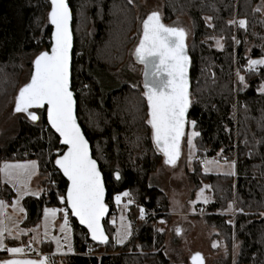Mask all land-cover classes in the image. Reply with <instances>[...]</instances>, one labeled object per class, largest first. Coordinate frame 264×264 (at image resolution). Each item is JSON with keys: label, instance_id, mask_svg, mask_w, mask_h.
<instances>
[{"label": "trees", "instance_id": "1", "mask_svg": "<svg viewBox=\"0 0 264 264\" xmlns=\"http://www.w3.org/2000/svg\"><path fill=\"white\" fill-rule=\"evenodd\" d=\"M139 1L69 0L75 37L72 86L79 123L104 175L110 215L115 211L113 195L125 190L134 206L143 205L150 215L141 227L133 226V235L125 245L112 240L114 227L107 219L110 241L101 246L92 243L87 232L69 217L75 253L55 256L51 264H174L165 253L166 230L156 231L161 219L169 224L170 205L164 192L149 187V178L163 156L153 146L145 123L147 102L142 83L136 88L113 83L138 39ZM261 3L264 5V0H163L164 23L187 17L192 25L187 45L196 102L189 120L197 121L196 130L201 133L195 138L197 156H224L236 162L235 176L205 173L196 161L192 169L187 167L193 192L203 182L210 185L213 201L205 208L210 215L203 219L223 242L218 264H264V94L257 91L264 82V68L246 70L248 58L264 55V14L256 11ZM49 10L50 0H0V121L13 107L26 70H32L34 56L50 48ZM205 17H212L209 23L214 27H208ZM240 19L247 21L246 30L228 24ZM212 37H223V50ZM237 71L246 78L248 86L243 90H239ZM39 112L41 121L20 119L17 131L0 139V166L10 160L40 162L39 189L47 194L42 193L39 199L25 198L24 227L28 230L39 225L44 207H63L56 193L66 191L67 185L62 173L53 172L50 161L55 148L49 151L46 116L43 110ZM188 129L186 126V132ZM55 147L63 146L56 143ZM220 149H224L223 155H218ZM117 169L120 181L113 176ZM49 173L56 186L49 183ZM14 195L0 177V199L11 202ZM229 202L243 209L236 211L231 224L221 215ZM41 249L52 252V244L44 241Z\"/></svg>", "mask_w": 264, "mask_h": 264}, {"label": "snow or ice", "instance_id": "2", "mask_svg": "<svg viewBox=\"0 0 264 264\" xmlns=\"http://www.w3.org/2000/svg\"><path fill=\"white\" fill-rule=\"evenodd\" d=\"M131 4L132 0H128ZM257 8L256 11H261ZM47 20L52 26L50 36V48L42 50L36 54L31 61L32 70L30 80L21 86L15 96L14 113L23 114L24 117L36 123L41 121V113L46 116L47 131L50 134L49 143L51 148H55V156L52 157L53 172L62 173L66 177V191H57L56 196L61 208L44 207V236H48L52 222L56 219L57 213H63L62 223L59 231L62 236H52L51 239L57 244L58 249L62 248L61 239L67 244V251L72 252V245L69 234L72 229L69 225V217L75 218L79 225L83 226L90 234L91 240L99 244H108L109 235L105 231V217L109 212V205L106 202V183L98 161L90 155L89 141L76 116L77 101L75 90L72 86L73 79V33L71 29L72 11L68 0H50V10ZM212 17H205L208 27H214L211 23ZM229 25L245 29L247 21L245 19L229 20ZM188 32L179 26H168L162 22L157 11H152L142 21V36L132 55L137 63L143 65V96L147 101V112L145 123L150 128L151 142L156 151L164 157L166 165L175 166L181 156L182 142H186L188 148L187 163L191 166L197 158L198 148L194 138L201 136L196 130L197 121L189 120L188 114L195 101V92L191 91L190 82V56L187 51ZM211 39L216 40L217 46L223 50L220 40L223 37ZM235 43H240L232 37ZM258 68H264V55L260 58H248L246 70L256 72ZM239 90L248 86L246 78L239 71L236 73ZM84 87H88L84 85ZM133 88L138 85H132ZM264 94V82L257 89ZM186 126L191 127L190 132H186ZM51 137H55L53 142ZM43 138V137H42ZM58 143L63 147H55ZM224 149H220L218 155H223ZM48 162V161H45ZM205 165H219V161H203ZM224 164L229 166V171L225 175H236L234 169L236 162L229 161L224 157ZM40 162L29 160L23 163H5L0 166V177L3 182L11 185V189L16 193L12 202L14 211L25 213L21 206V200L26 196L41 198L42 193L47 192L41 188L33 190L29 187L31 178L37 174ZM205 172L208 168L205 167ZM49 183L56 186V181ZM114 179H122L120 171L114 170ZM151 187V185H149ZM209 185H205L197 193V200H201L203 192ZM122 197H128V204L134 203L129 191L117 192L113 195L115 204L119 205ZM209 202L207 197H203V203ZM190 203H195L194 201ZM5 200L0 199V250L6 251L10 256L15 257L32 251L31 242L27 246H7L5 245V233L7 238L18 239L21 235L27 234L26 229L18 228L17 221L13 217L6 215L7 207ZM229 211L233 210L232 202L228 203ZM203 211V209H201ZM243 212V209H235ZM148 210L143 205H138V219L146 221L149 216ZM155 215V213H151ZM264 216V213H261ZM120 228L112 240L116 244H124L132 236V221L125 216L120 217ZM115 221L113 220V223ZM160 223L165 221L161 219ZM228 223H232L231 220ZM11 225V227L9 226ZM13 228H16V235L13 236ZM156 231L162 232L163 229ZM179 229L177 233L179 234ZM33 235L32 241L37 239ZM217 245L213 243L215 248ZM234 250L236 245L233 246ZM91 251V249H90ZM0 264H47V259H19L8 258L0 260ZM192 264H202L199 253L192 256Z\"/></svg>", "mask_w": 264, "mask_h": 264}, {"label": "rangeland", "instance_id": "3", "mask_svg": "<svg viewBox=\"0 0 264 264\" xmlns=\"http://www.w3.org/2000/svg\"><path fill=\"white\" fill-rule=\"evenodd\" d=\"M261 8L262 13L264 14V5L261 3L258 5ZM257 7V8H258ZM163 10V0H140L136 4V13L139 21L138 25V39L136 44L132 47L130 54L128 56L126 64L117 72L115 73L113 83L114 84H122L127 83L130 85H139L142 83V67L138 65L133 58V51L138 44L141 32H142V21L143 19L147 18V15L150 14L152 11H157L162 14ZM169 26H179L183 27L187 30V41L192 37V25L191 21L187 17H178L175 21L170 23ZM30 69L26 70V75L24 81L22 82L23 86L26 82L30 80ZM14 105L11 110L4 116V118L0 121V139L5 138L7 136L13 135L17 131L18 122L20 119H26L23 114L14 113L13 111ZM40 111V110H38ZM27 120V119H26ZM192 129L189 126L187 132H190ZM195 142V138H194ZM187 155H188V148L186 142H182L181 145V156L177 160L175 166L166 165L162 162L158 166L155 173H153L149 178V185L151 187H155L160 189L162 192L165 193L168 201H169V213H170V222L167 225L165 222L160 223L158 222L157 226L160 229L166 230V249L165 253L169 260L174 264H191L190 259L194 253H200L205 258V264H218L219 258L224 252V245L222 240L215 238V231L211 229L206 221L203 219L207 217L208 214L205 211L206 206L213 201V195L211 193L210 188H206L203 192L201 200H197V193L198 191L203 188L205 185H209V183L203 182L201 188L197 189L193 192L194 187L190 184L187 177V167L188 169L193 168V164L196 161L197 163H201L202 171H204L205 167L208 168V171L205 173L211 174H221L225 175L227 171H229V166L225 164L219 163V165H205L203 161H211L216 160L214 158H204L201 159L197 156L196 159L193 160L191 166L187 163ZM197 155V154H196ZM218 157V156H217ZM216 157V158H217ZM29 160H10V161H3L1 166L5 163L13 164V163H23ZM203 163V164H202ZM236 173V169H234ZM235 176V175H232ZM2 178V177H1ZM3 181V178H2ZM39 178V170L36 175H34L30 182L29 187L33 190H39L40 184ZM10 187L11 185L8 184ZM210 186V185H209ZM123 192V191H122ZM14 197L11 202L6 201L7 207L5 209L6 215L13 217L15 221H17L18 228L26 229L24 227V221L27 216V211L25 213H20L18 211H14L12 208V202L16 197V193L14 192ZM26 196L25 198H27ZM131 197V195H130ZM203 197H207L209 202L207 204L203 203ZM21 200V206L25 208L24 200ZM128 197H122V201L119 205L115 204L114 200V207L115 211L109 216L108 221L114 227V234L120 228V217L123 215L127 219L132 221V235H133V226L141 227L145 221L138 219V207L134 206V203L128 204ZM132 199V197H131ZM194 201L195 203H190ZM233 204V203H232ZM203 209V211H201ZM228 209V207H227ZM225 210L224 213L221 215L227 217L228 221L233 220L236 215V207L233 204V210ZM26 210V208H25ZM63 213H57L56 219L52 222L48 236H44V220L43 216L39 225L30 228L27 231L29 236L19 237L18 239L7 238V233H5V245L12 242L13 240L17 241L16 246L26 245L25 240L27 242H31V246H33L36 252L45 253L44 256L48 261L51 262V259L54 261V256H70L75 253V241H74V229L73 226L69 225L72 229L70 236V241L72 245V252L67 251V244H64V241L61 239V244L63 245L62 248L58 249L57 244L52 241V236H62L63 234L60 233L59 227L62 223ZM113 220L115 221L113 223ZM11 227V225H9ZM177 229H179V234L177 233ZM12 235H16V228H13ZM33 235H37V239L32 241ZM132 237V236H131ZM131 237L125 241L124 244L128 243ZM10 241V242H9ZM50 242L52 244V252L42 251L41 245L43 242ZM114 241V240H113ZM213 243H216V247H213ZM120 245V244H118ZM236 245V244H235ZM12 246V245H8ZM237 250V245L235 247L234 253ZM3 250H0V259L9 258L6 257L9 254H2ZM32 252L19 254L18 256H31ZM1 256L3 258H1Z\"/></svg>", "mask_w": 264, "mask_h": 264}, {"label": "water", "instance_id": "4", "mask_svg": "<svg viewBox=\"0 0 264 264\" xmlns=\"http://www.w3.org/2000/svg\"><path fill=\"white\" fill-rule=\"evenodd\" d=\"M68 3H69V0H68ZM70 5V4H69ZM71 8V7H70ZM71 11H72V9H71ZM159 13V12H158ZM160 14V16H161V19H162V15H161V13H159ZM162 22L164 23V21H163V19H162ZM164 24H166V23H164ZM167 25V24H166ZM169 26V25H168ZM71 29H72V33H73V12H72V21H71ZM52 26H51V32H52ZM141 36H142V32H141V35H140V38H141ZM139 38V39H140ZM139 42V41H138ZM186 44H187V39H186ZM138 45V44H137ZM74 46H75V37H74V33H73V53H74ZM188 46V45H187ZM187 51H188V55L190 56V54H189V50H188V48H187ZM133 58H134V61L136 62V60H135V57L133 56ZM190 61H191V57H190ZM137 63V62H136ZM138 65H140L141 67H142V86H143V83H144V76H143V65H141V64H139V63H137ZM190 71H191V62H190V69H189V73H190ZM190 82H191V78H190ZM191 90V89H190ZM76 98V97H75ZM77 101V100H76ZM147 102V101H146ZM190 112V111H189ZM76 116H77V119H78V115H77V105H76ZM188 119H189V114H188ZM78 123H79V119H78ZM80 124V123H79ZM81 126V125H80ZM81 128H82V126H81ZM186 130V129H185ZM82 131L84 132V130H83V128H82ZM85 134V133H84ZM85 137H86V135H85ZM86 139H87V137H86ZM89 141V140H88ZM89 149H90V155L93 157V151H92V146H91V144H90V142H89ZM162 155V154H161ZM163 156V155H162ZM94 158V157H93ZM95 159V158H94ZM163 162H164V157H163ZM171 166V165H170ZM98 167L100 168V165H99V163H98ZM101 169V168H100ZM102 175H103V173H102ZM103 177H104V175H103ZM65 179H66V177H64ZM67 181V180H66ZM107 196H108V191H107V188H106V202H107ZM110 213H111V210H110V208H109V212H108V214H106V217H105V221L109 218V216H110ZM73 219H75V218H73ZM78 222V221H77ZM79 224V223H78ZM81 226V225H80ZM86 232H87V230L83 227V226H81ZM105 231H106V229H105ZM88 234V233H87ZM107 234V233H106ZM88 236H89V238H90V240H91V237H90V234H88ZM91 242L92 243H94V244H96V245H99V246H101V245H104V244H99L98 242H95V241H92L91 240ZM195 254H197V253H194L193 255H195ZM200 254V253H199ZM192 255V256H193ZM201 255V259H202V264H205V258H204V256L202 255V254H200ZM9 258H19V259H25V258H27V259H37V258H34V257H30V256H27V257H23V256H15V257H9ZM5 259H8V258H5ZM190 263L192 264V257H191V259H190ZM47 264H48V262H47Z\"/></svg>", "mask_w": 264, "mask_h": 264}, {"label": "built area", "instance_id": "5", "mask_svg": "<svg viewBox=\"0 0 264 264\" xmlns=\"http://www.w3.org/2000/svg\"><path fill=\"white\" fill-rule=\"evenodd\" d=\"M215 159H216V161H219L221 164H224V156H218L217 158L215 157ZM201 164V163H200ZM203 164V163H202ZM28 244H26L25 246H27ZM32 247V251H27L26 250V253H29V252H32V255L30 256V257H34V258H37V259H43V258H45V256H44V254L45 253H42V252H36V250H35V248L33 247V246H31ZM25 257H27V256H25ZM55 257V256H54ZM1 258H3L2 256H1ZM49 259V258H48ZM48 259H47V262H48V264H50V261H48ZM0 260H3V259H0ZM53 260L51 259V262H52Z\"/></svg>", "mask_w": 264, "mask_h": 264}, {"label": "crops", "instance_id": "6", "mask_svg": "<svg viewBox=\"0 0 264 264\" xmlns=\"http://www.w3.org/2000/svg\"><path fill=\"white\" fill-rule=\"evenodd\" d=\"M235 169H236V166H235ZM29 236V234L27 233V234H25V235H22L21 237L23 238V237H25V236ZM10 242V241H9ZM7 244H8V240H7V242H6ZM11 244H14V243H17V241L16 240H13L12 242H10ZM29 244V243H28ZM8 245H10V244H8ZM7 245V246H8ZM13 246V245H12ZM5 254H7V252H5ZM18 256V255H17ZM6 257H12V256H10V255H8V256H6Z\"/></svg>", "mask_w": 264, "mask_h": 264}]
</instances>
